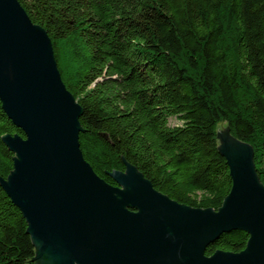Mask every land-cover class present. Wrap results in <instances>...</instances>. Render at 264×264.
I'll return each mask as SVG.
<instances>
[{
	"label": "trees",
	"instance_id": "1",
	"mask_svg": "<svg viewBox=\"0 0 264 264\" xmlns=\"http://www.w3.org/2000/svg\"><path fill=\"white\" fill-rule=\"evenodd\" d=\"M18 1L51 40L82 108L83 157L107 183L129 163L170 199L218 210L232 187L225 125L253 147L264 185V0ZM5 135L25 136L0 101L4 180L15 156ZM27 228L0 185V264H38ZM248 240L224 233L206 255L240 253Z\"/></svg>",
	"mask_w": 264,
	"mask_h": 264
},
{
	"label": "water",
	"instance_id": "2",
	"mask_svg": "<svg viewBox=\"0 0 264 264\" xmlns=\"http://www.w3.org/2000/svg\"><path fill=\"white\" fill-rule=\"evenodd\" d=\"M0 101L21 135L0 185L22 212L38 264H264V185L254 149L220 127L219 150L232 179L218 210L180 204L136 167L99 177L80 149L82 108L66 88L47 32L18 0H0ZM234 230L240 253L207 248Z\"/></svg>",
	"mask_w": 264,
	"mask_h": 264
},
{
	"label": "rangeland",
	"instance_id": "3",
	"mask_svg": "<svg viewBox=\"0 0 264 264\" xmlns=\"http://www.w3.org/2000/svg\"><path fill=\"white\" fill-rule=\"evenodd\" d=\"M170 122H171V124H173V125L178 124V122H177L175 119H171Z\"/></svg>",
	"mask_w": 264,
	"mask_h": 264
}]
</instances>
